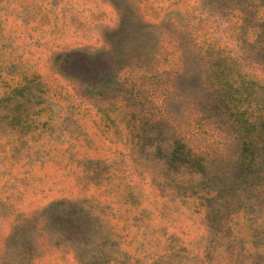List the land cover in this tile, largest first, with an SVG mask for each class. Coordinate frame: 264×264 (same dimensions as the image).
<instances>
[{"label": "rangeland", "instance_id": "374dc122", "mask_svg": "<svg viewBox=\"0 0 264 264\" xmlns=\"http://www.w3.org/2000/svg\"><path fill=\"white\" fill-rule=\"evenodd\" d=\"M0 264H264V0H0Z\"/></svg>", "mask_w": 264, "mask_h": 264}, {"label": "trees", "instance_id": "16d2710c", "mask_svg": "<svg viewBox=\"0 0 264 264\" xmlns=\"http://www.w3.org/2000/svg\"><path fill=\"white\" fill-rule=\"evenodd\" d=\"M242 124H243V128H245L247 130V128L249 127V125H253L254 128H257V124L258 123L245 120L244 122H242Z\"/></svg>", "mask_w": 264, "mask_h": 264}]
</instances>
